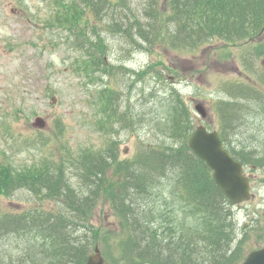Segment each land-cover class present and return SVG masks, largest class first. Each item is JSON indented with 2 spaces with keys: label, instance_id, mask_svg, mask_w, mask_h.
<instances>
[{
  "label": "trees",
  "instance_id": "trees-1",
  "mask_svg": "<svg viewBox=\"0 0 264 264\" xmlns=\"http://www.w3.org/2000/svg\"><path fill=\"white\" fill-rule=\"evenodd\" d=\"M138 2L144 19L139 10L125 7L131 0H71L69 41L82 54L74 62L87 77L98 81L111 74L109 37H118L120 51L128 48L129 55L157 45L186 54L221 40L250 44L241 56L243 66L264 88V71L257 66L264 57V0ZM223 92L228 100L217 103V112L224 147L243 166L264 167V152L252 144L233 146L230 137L246 113L254 118L253 108L264 103L263 91L237 81L225 83ZM177 96L173 90L163 98L170 108L163 111L169 116L157 120L163 144H140L132 157L120 160L117 139L107 135L102 149L80 153L70 162L79 183L60 167L35 172L1 166L0 194L35 190L53 199L59 210L36 207L0 214V264H85L96 247L106 264H241L247 254L245 239L237 241L234 206L189 148L194 121L180 96L175 107ZM101 101L108 127L133 128V117L119 112L121 102L112 87L103 89ZM101 199L108 202L117 229L93 223Z\"/></svg>",
  "mask_w": 264,
  "mask_h": 264
},
{
  "label": "rangeland",
  "instance_id": "rangeland-1",
  "mask_svg": "<svg viewBox=\"0 0 264 264\" xmlns=\"http://www.w3.org/2000/svg\"><path fill=\"white\" fill-rule=\"evenodd\" d=\"M70 2L0 0V167L35 172L60 167L79 183L70 162L80 153L102 149L107 135L117 139L120 160L132 157L140 144H163L157 120L169 116L163 114L170 111L168 100L164 102L163 98L173 90L181 97L182 107L191 111L194 126L204 125L210 130H218L222 123L217 103L228 100L223 92L225 83H251L264 93L263 86L243 66L241 56L250 44L221 40L186 54L157 45L149 52L139 50L129 55L128 48L120 51L118 37H109L106 63L113 69L110 75L93 81L74 62L82 54L69 41L72 36L66 12ZM127 5L141 11L138 0ZM139 15L143 18L141 12ZM257 60L264 71V57ZM149 68L161 77L148 73ZM107 86L114 89L121 102L119 112L133 117L131 130L117 123L111 128L106 125L101 94ZM197 104L202 105L205 119L194 111ZM181 108L174 114L173 110L172 116ZM253 111L254 118L250 120V113H246V121L239 122L240 128L230 137L233 146L252 144L264 152V103ZM36 117L43 119L42 129L33 126ZM244 169L250 178L252 198L234 210L237 241L245 239L242 244L247 254L264 247V167ZM44 198L35 190L0 194V214L36 207L59 210L53 199ZM93 223L100 229H117L116 219L103 199L94 209Z\"/></svg>",
  "mask_w": 264,
  "mask_h": 264
},
{
  "label": "water",
  "instance_id": "water-1",
  "mask_svg": "<svg viewBox=\"0 0 264 264\" xmlns=\"http://www.w3.org/2000/svg\"><path fill=\"white\" fill-rule=\"evenodd\" d=\"M195 110L202 118L206 117L202 105H196ZM33 125L43 128L45 123L41 118H36ZM188 146L209 167L215 184L233 205L251 198L250 179L245 176L243 165L225 150L217 131L197 126L188 140ZM85 264H105V260L99 250L95 249ZM242 264H264V247L250 252Z\"/></svg>",
  "mask_w": 264,
  "mask_h": 264
}]
</instances>
